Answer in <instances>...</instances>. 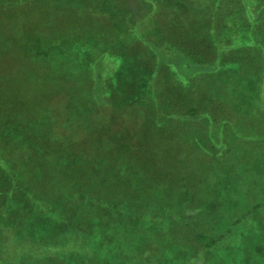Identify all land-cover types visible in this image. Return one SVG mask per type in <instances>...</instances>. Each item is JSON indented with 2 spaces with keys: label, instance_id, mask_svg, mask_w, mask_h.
Listing matches in <instances>:
<instances>
[{
  "label": "trees",
  "instance_id": "1",
  "mask_svg": "<svg viewBox=\"0 0 264 264\" xmlns=\"http://www.w3.org/2000/svg\"><path fill=\"white\" fill-rule=\"evenodd\" d=\"M57 1L0 0V264H264V0Z\"/></svg>",
  "mask_w": 264,
  "mask_h": 264
},
{
  "label": "rangeland",
  "instance_id": "2",
  "mask_svg": "<svg viewBox=\"0 0 264 264\" xmlns=\"http://www.w3.org/2000/svg\"><path fill=\"white\" fill-rule=\"evenodd\" d=\"M19 1H20V4H22L21 0H19ZM40 1L43 2V6H42L41 10L43 12L49 10L52 13L50 16H47L46 14H44L41 17L40 26H39L40 28L58 26V27H60L63 30H65L67 28H70V30H73V29H79V28H81V27H83L85 25H86V27H89V26L91 27V25L94 23L93 20L96 17V15L100 14L102 12V10H100V7H95V8H92V9L87 7V9H88L87 16H86V12H85V14L80 19H76V17L79 16L80 14L72 11L71 9H68L66 7L60 6L57 0L55 2H52L53 5H52V7L50 9L48 8V2L49 1L48 2L46 0H40ZM72 1H74V0H72ZM76 1H78V3H79V4H77V3L76 4L79 5V7L81 8L80 4H83V1L82 0H76ZM139 1H142V0H139ZM141 9L142 8H140V5L138 7H135L134 10H133L134 12L132 13V17L133 18H131L133 20L132 21V25H134L136 27L134 30H139V33L147 31L151 27L153 29V27L156 26L155 24L152 23V22H155L153 20V16L147 17L145 15V11H142ZM84 10L85 9L83 8L82 9V13L84 12ZM113 10L114 9L107 8V11L109 13H112ZM17 11L19 12L18 9H17ZM115 11L116 10H114L113 12H115ZM34 12H35V9H34ZM54 14H55V16H54ZM56 17L63 19L66 23L65 22L58 23L59 19L56 18ZM141 17H142V20L140 21ZM108 18L109 17H106L105 20L108 19ZM46 23H47V25H46ZM181 24L184 25V23L182 21L177 22V24L174 25L175 30L184 29V28L180 27V26H182ZM27 26L30 27L31 25H27ZM95 35H97L96 32H95ZM129 39H130L129 45L133 46L135 44V37L133 36V37H131ZM116 40L117 39L114 40V39L111 38L110 43H113ZM247 130H248V132L251 131L250 129H247ZM19 237H20V235H18V237L15 239L14 242L17 243L19 241ZM10 250H12L13 252L16 251V249H13V248H11ZM94 254H96V253H94ZM44 258H46V255L44 253H41L40 254V259H42V261H43ZM207 259H210L209 256H207Z\"/></svg>",
  "mask_w": 264,
  "mask_h": 264
}]
</instances>
